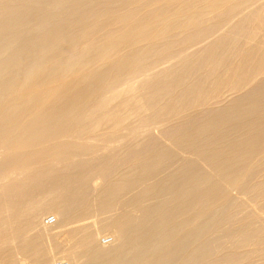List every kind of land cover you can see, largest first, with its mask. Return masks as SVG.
I'll use <instances>...</instances> for the list:
<instances>
[{"label":"bare ground","instance_id":"1","mask_svg":"<svg viewBox=\"0 0 264 264\" xmlns=\"http://www.w3.org/2000/svg\"><path fill=\"white\" fill-rule=\"evenodd\" d=\"M262 155L264 0H0V239L96 209L75 264H264Z\"/></svg>","mask_w":264,"mask_h":264},{"label":"rangeland","instance_id":"2","mask_svg":"<svg viewBox=\"0 0 264 264\" xmlns=\"http://www.w3.org/2000/svg\"><path fill=\"white\" fill-rule=\"evenodd\" d=\"M259 82V81H258ZM257 81H256V83H258ZM255 82L253 83V84H251L250 85V88L251 89H253L256 85ZM254 86V87H253ZM253 87V88H252ZM250 88H246L247 89V91H245V92H249L248 91V89H250ZM242 93H244V94H246L245 92H243V91H241ZM241 92L240 93H238V94H236L235 96H232V98H234V97H236V96H243L244 94H241ZM238 96V97H239ZM232 98H229L230 100H233ZM237 98V97H236ZM236 98H234V100L233 101H229V100H226V101H224V104H226L225 106H228V103L229 104H231L230 102H234L235 101V99ZM227 101H229V102H227ZM224 104L223 103H221V108H225L224 107ZM220 106L218 105L217 107H219L220 108ZM158 126L156 125H154V126H151L150 127V130L151 131H153L155 134H153V137H156V139L158 140L159 139V137H161V135H160V132H159V129L157 128ZM155 128V129H154ZM156 130V131H155ZM160 135V136H159ZM133 138H132V140L135 138L136 139V135L135 136H132ZM163 137V136H162ZM160 138L159 140H161V141H159V143H163L162 144V146H164V145H167V148H173V145H170V144H172L168 139H164V137L163 138ZM131 140V138L129 139V141ZM167 140H168V142H167ZM76 141V140H75ZM84 141L85 140H83V142H82V140H81V143H84ZM129 141H127V139H125V142H127V144L129 143ZM78 142V141H77ZM80 142V141H79ZM170 142V143H169ZM85 143H87L86 141H85ZM123 143H124V141H123ZM90 145H91V147H92V149L94 150V151H91V152H89L90 154H87V153H85V152H83V151H79V152H77V155L78 154H81V152H82V156H81V158H79V159H76V158H78V157H75V159H73V160H81V159H83V160H90V158L92 159V158H96V157H101V156H104V155H108V153L110 154L111 152H113V150H111V149H114V151L116 150V149H119V148H122V146L124 147L125 145H127L126 143H124V145L122 144V143H119V144H116V145H118V147L116 148V147H114V146H116V145H114L113 147L112 146H110V144L109 145H105L103 142H96V141H94V142H90L89 143ZM99 144V145H98ZM89 145V146H90ZM120 145V146H119ZM88 146V147H89ZM169 146V147H168ZM87 147V148H88ZM105 147V148H104ZM109 147H112L111 149L109 148ZM166 147V146H165ZM90 148V147H89ZM88 148V149H89ZM92 149H89V150H92ZM102 149V150H101ZM105 149V150H104ZM101 150V151H100ZM106 150H108V151H106ZM172 150H175L174 148L172 149ZM103 151V152H102ZM97 152H98V154H97ZM106 152V153H105ZM84 153V154H83ZM94 153V154H93ZM105 153V154H104ZM85 154H86V156H85ZM92 154V155H91ZM88 155V156H87ZM96 155V156H95ZM79 157H80V155H78ZM90 156V157H89ZM184 157H187V155L185 156V155H183ZM260 157V158H259ZM258 158L259 159H257L256 161L259 163V160L261 159V161L260 162H262V161H264V159H263V157H264V155H262V156H259ZM255 161V163H254V165L255 166H257L258 165V163ZM197 162H198V164H199V167H200V169L202 170L203 168H205L203 171L204 172H206V170H207V173L208 172H210L209 174H211L213 177H214V173L212 172V170L211 169H209V166L207 167V165L206 164H202V163H200L201 161H198L197 160ZM260 164V163H259ZM56 165V164H55ZM254 165H252L249 169H255V166ZM40 167V166H39ZM264 169V167H262V170ZM251 170H250V172H251ZM248 171V170H247ZM254 170H252V172H253ZM249 171L248 172H246L245 173V176H248V177H250L249 175H251V173H250ZM248 173H249V175H248ZM245 176L242 178V180H245L244 178H245ZM24 177V176H23ZM23 177H20V178H16L15 180L17 181H15V180H13L12 178V181L11 182H13V184L10 182V178H8V179H4V180H2L1 178H0V185L1 186H3V187H1V193L4 191H2V189H5V184H6V188L7 187H9V186H13V185H15V184H17L18 183V181H20V179H23ZM248 177H246V180L248 179ZM3 182H2V181ZM7 182V183H6ZM10 183V185H9V183ZM96 183V185H98V184H100L101 183V181L100 180H96L95 181ZM99 182V183H98ZM2 183H3V185H2ZM5 183V184H4ZM15 183V184H14ZM225 184V183H224ZM223 184V185H224ZM9 185V186H8ZM225 186V185H224ZM229 188V187H228ZM235 188H237V186L235 187ZM235 188H229V197H228V199H230V197H232V198H234V199H241V200H244L245 198L242 196V193H241V191H240V189H239V193H238V188H237V190L235 189ZM231 191V192H230ZM0 193V194H1ZM231 194V195H230ZM234 196V197H233ZM231 198V199H232ZM247 201V199H245V202ZM247 203V205H248V207L250 208V210L252 209V206L253 205H251V203L249 202V201H247L246 202ZM53 208V207H52ZM52 208H51V210H52ZM54 208H57V209H53L52 211L49 209V211H46L45 213H43V215H41L42 216V218L40 217L39 218V220L37 221V223L33 226V227H31V228H21V229H15V230H13L12 232H10L9 234H7L6 236H4L3 238H1L0 239V264H35V262H37L36 260H37V258H38V256H41L42 258H40L41 260H43L42 261V263L41 264H57V263H59V262H65L66 264H68V263H71L72 264V262H73V264H75V263H77L76 261H78V260H75L76 258L73 256V254L71 255V253H70V250L69 249H71L74 245H76V243L79 241V238L80 237H82V235L83 234H79V235H74V234H71V235H73V236H71L70 235V233L73 231V229H80L81 227H86L87 228V230L89 231V229H91L90 231H93L92 232V234H93V236H94V239H96V245L97 246H107V245H104L103 244V239L105 238V237H110L111 239H113L112 238V235H113V230L112 229H110V228H108V226L105 228V226L106 225H108V223L110 222V220H109V218H111L112 217V214H114V213H107V214H103L102 215V213L100 214V212H98L97 213V210L96 209H93L94 211L96 210V212H94V211H91V212H93V214L92 213H88L89 214V216H86V218L84 219L83 217H79V220H78V218L76 219V221H73V222H71V223H68L67 221H65V220H62L63 222L62 223H64V224H66V225H62V223L60 224V225H57V220H56V225H55V227L53 226V227H46L45 225H44V223H43V221H44V219L46 218V217H56V213H58V212H60V209L62 208L61 206H57V207H54ZM59 208V209H58ZM254 209V208H253ZM252 209V210H253ZM54 210H56V212H54ZM254 210H256V209H254ZM51 212V213H50ZM254 213L257 215L258 213L256 212V211H254ZM259 213H261V212H259ZM87 214V215H88ZM96 214V215H95ZM262 214V213H261ZM261 214H259L258 215V217L259 218H261V217H263L262 219L264 220V214H262V216H261ZM98 216V217H97ZM102 216V217H101ZM107 216V217H106ZM111 216V217H110ZM88 217V218H87ZM187 218H188V216H186ZM185 217V218H186ZM91 218V219H90ZM184 218V217H183ZM104 219H105V222H104ZM109 220V222H108V220ZM182 219V218H181ZM181 219H179V220H181ZM91 220V221H90ZM82 221V222H81ZM84 221V222H83ZM107 222V223H106ZM177 222H178V220H177ZM104 223H106V225L104 224ZM103 224V225H102ZM86 225V226H85ZM73 228H72V227ZM75 226V227H74ZM88 226H90L89 227V229H88ZM101 226V227H100ZM46 228V229H45ZM109 229V231H108V229ZM41 229V230H40ZM42 229H44V230H42ZM62 230V231H61ZM72 230V231H71ZM111 230V231H110ZM40 231L41 232H44L46 235V237L44 236V238H41V236H40V238H39V234L38 233H40ZM68 231V232H67ZM69 231H70V233H69ZM46 232H48V233H46ZM113 232V233H112ZM25 234V235H24ZM15 235V236H14ZM11 236V237H10ZM18 236V237H17ZM75 236H77V240H75L76 239V237ZM11 238L10 239V244H9V242L7 241V239L9 240V238ZM14 237H16V238H14ZM22 237H23V239H22ZM38 237V238H37ZM70 237V238H69ZM7 238V239H6ZM25 238V239H24ZM4 239H6V240H4ZM14 239H15V242H14ZM28 239H29V241H28ZM31 239H32V241H31ZM81 239V238H80ZM2 240H4L6 243H4V242H2L3 244H1V241ZM21 240V241H20ZM38 240V241H37ZM74 240V241H73ZM18 241V242H17ZM43 241V242H42ZM77 241V242H76ZM14 243V244H11V243ZM21 244H20V243ZM29 242V243H28ZM67 242V243H66ZM22 243H23V245H22ZM26 243V244H25ZM27 243H28V245H27ZM32 243V244H31ZM15 244H17V245H15ZM26 246H25V245ZM38 244V245H37ZM103 244V245H102ZM3 245V246H2ZM19 245V246H18ZM43 245V246H42ZM4 246H6V247H4ZM8 246H9V248H11V250L8 248ZM33 246V247H32ZM37 246V247H36ZM3 247V248H2ZM26 247H28V248H26ZM30 247V248H29ZM40 247V248H39ZM7 248V250H6V252H4V253H1V252H3V251H5V249ZM36 248V249H35ZM4 249V250H3ZM9 249V250H8ZM35 250V253L33 252L34 250ZM7 251H9V252H7ZM40 251V252H39ZM12 252V253H11ZM17 252V253H16ZM23 252V253H22ZM32 252V253H31ZM37 252H39L38 254H37V256L35 255ZM5 253H7V254H5ZM33 253H34V255H33ZM44 253V254H43ZM1 254H4L5 255V257L3 256V255H1ZM28 254V255H27ZM30 254V255H29ZM10 255V256H9ZM48 255V256H47ZM71 255V256H70ZM35 257V258H34ZM70 257V258H69ZM72 257H74V258H72ZM51 259V260H50ZM35 260V261H34ZM73 260H75V262L73 261ZM11 261H13V262H11ZM7 262H9V263H7ZM79 262V261H78ZM39 263V262H38ZM37 263V264H38ZM40 264V263H39Z\"/></svg>","mask_w":264,"mask_h":264},{"label":"built area","instance_id":"3","mask_svg":"<svg viewBox=\"0 0 264 264\" xmlns=\"http://www.w3.org/2000/svg\"><path fill=\"white\" fill-rule=\"evenodd\" d=\"M43 223H44V225H45L46 227H53V226L56 225V220H55L54 217H46V218L44 219ZM111 243H112V239H111L110 237H105V238L103 239V244H104V245H110ZM57 264H66V263L61 261V262H59V263H57Z\"/></svg>","mask_w":264,"mask_h":264}]
</instances>
